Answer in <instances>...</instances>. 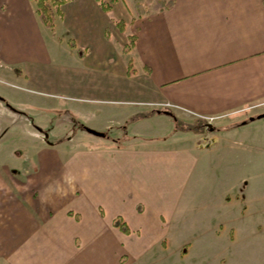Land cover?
<instances>
[{"label": "crops", "instance_id": "obj_1", "mask_svg": "<svg viewBox=\"0 0 264 264\" xmlns=\"http://www.w3.org/2000/svg\"><path fill=\"white\" fill-rule=\"evenodd\" d=\"M104 1L108 10L67 0L52 31L35 0H0V77L45 82L62 45L77 63L73 75L59 67L63 83L94 93L100 78L108 91L121 76L148 96L119 124L96 123L108 141L91 151L67 149L55 124L42 131L43 115L0 100L1 139L12 132L33 143L0 150V264H130L149 253L178 262L195 237L208 264H264V116L246 121L264 113V0H174L141 15L134 0ZM128 35L134 45L124 52ZM207 116L214 130L179 125ZM114 127L122 139H110ZM195 214L208 221L196 234L186 230Z\"/></svg>", "mask_w": 264, "mask_h": 264}, {"label": "rangeland", "instance_id": "obj_2", "mask_svg": "<svg viewBox=\"0 0 264 264\" xmlns=\"http://www.w3.org/2000/svg\"><path fill=\"white\" fill-rule=\"evenodd\" d=\"M149 6H151L152 8V3L147 5L148 8ZM68 47H66L67 54L66 51L63 50L62 45H60L59 48L56 49V55H54V58L52 57L51 68L49 67V72L45 78V82L33 84L27 81H12L10 77L3 76V78L0 77V90L2 92H6L5 94L8 95L7 98L9 100L6 99L7 102L14 105H22L26 110L25 112H27L30 118L34 117L35 114L43 115L41 119L42 121H45L48 125H44L45 129H42V131L48 132V130H50V126H53L54 124L56 129L62 130L63 135L60 136L71 140L69 143L66 144L67 149H71L77 146L83 147L84 150L89 149V151H91V149L93 148L92 145L99 144L103 146L105 145L103 143H107L108 140L101 138L99 135H95L84 129L101 128L98 127L99 125H96V123L105 124V122H107L111 125L119 124L122 114H120L121 111H127V108L131 109L134 107H139L140 103H137V101L145 100L146 98H148V96L141 95L140 93L135 91L132 86L133 84H131L129 81L125 80L121 76L115 79V84L113 87L114 90H112L110 87L111 81L108 82L110 87L108 91H103V87H101L102 85L106 86V81L104 80L107 79L104 78L103 80V78H100L99 82H101V84H104H100V92L96 91L94 93H92L90 90L85 91L84 89L81 90L77 88L75 86V82H69L68 79L66 83H63V74L61 68L59 67L67 66V71H69L72 75L75 73L74 70L77 67V63H75L74 59L69 54L71 50ZM130 63V61L127 62V67L129 70L132 67ZM85 81L86 80H84L83 82ZM13 82L16 84L14 85ZM129 88L130 91H128ZM12 96H14L16 99H12ZM31 100L39 102L43 101V103H45V105L49 108L59 107L60 109H37L32 107L31 104H29ZM164 104L170 106L168 103ZM71 107H76L78 113L75 114L73 112H69L67 109ZM140 107L145 108L147 106L142 105ZM157 111L163 112L169 110L163 109ZM4 116L5 115H3V117ZM210 117H213L210 122L203 120L205 124L203 122V124L199 123L200 129L202 128L203 130H214L210 128V124L213 123V121L215 120V116ZM129 122L130 119L129 121L127 119L125 123L121 125V127H124L125 130L128 129L127 124ZM185 123L180 122L179 125L182 128H187V125H185ZM197 125L194 126L195 131H198L199 129V126ZM80 128L83 129V131H80ZM116 129L117 131L114 132ZM103 130L104 133L107 132L106 129ZM108 131H113L112 135L109 136L112 140L117 138H123H121L120 136L123 133L122 128L114 127L112 129H109ZM125 132H127V130ZM11 133L12 132H9L3 140L1 139L3 135L0 137V139L2 140L0 144V150L3 151V149H6L5 146H11L12 144L24 145V150L21 147V149H17L20 151L28 152L33 149V143L29 145L30 142L28 141V139L22 141L20 139L21 137L18 138L16 137V135L13 136ZM46 143L50 146H54V138L52 136L49 137ZM103 208L106 211L105 213L110 212L107 211L109 207ZM109 215H111V213H109ZM191 220L192 221L187 223L190 227L188 229L186 228V230L190 231L192 227L194 229L195 234L198 230H201V227H204V225L208 223L207 218L201 217L197 214L191 216ZM180 232H184L182 226L179 228V235L182 234ZM202 242V238L199 239L195 237L193 243V253L189 255V259H187L186 257L183 260H178V262H176L174 256L172 262H167L163 261L162 257L156 251L157 254L149 253L141 255L137 259L130 262V264H208L211 259L208 253L203 251L201 247Z\"/></svg>", "mask_w": 264, "mask_h": 264}, {"label": "trees", "instance_id": "obj_3", "mask_svg": "<svg viewBox=\"0 0 264 264\" xmlns=\"http://www.w3.org/2000/svg\"><path fill=\"white\" fill-rule=\"evenodd\" d=\"M66 1L67 0H35V8H36V12L38 14V18H39L40 22L44 26L50 28L53 31L54 30L55 16L60 14V12H61L60 6ZM97 1L99 2L100 6L103 9L108 10L109 6L106 3V1H104V0H97ZM150 3H152V9L153 10L162 11V10H166V9L171 8L174 4V0H134V5H135V9H136L137 14L141 15V14L147 13L149 11L147 5ZM124 24L125 23L123 21H116V26L120 30L124 29ZM127 38H128L127 42L123 46L124 52H128L134 45L135 36L134 35H128ZM69 44L72 47L75 46L72 41H70ZM79 55H81V53H79ZM128 72H129V70H128ZM0 100H2L11 109L16 110L2 96H0ZM158 112H160V111H158ZM167 112L169 113V115L172 118L176 119V117L173 115V113H171L169 111H167ZM259 115L264 116V113H261ZM257 116L258 115L252 116V118H255ZM132 119H133V117L130 118V121ZM248 120H250V117L248 119H246V121H248ZM246 121H242V122H246ZM202 122H203V120L197 119V120L192 121V122H187V123H185V125H187L186 126L187 128H192L195 130L194 126H196L198 124L197 126L200 127L199 123H202ZM190 126H192V127H190ZM210 128L215 129L216 127L211 126ZM113 225L118 227L123 232H129V227L120 217H116L113 219Z\"/></svg>", "mask_w": 264, "mask_h": 264}, {"label": "water", "instance_id": "obj_4", "mask_svg": "<svg viewBox=\"0 0 264 264\" xmlns=\"http://www.w3.org/2000/svg\"><path fill=\"white\" fill-rule=\"evenodd\" d=\"M163 112H165L166 114H169L167 111H163ZM257 117H263V116L258 115ZM252 119H253V118L250 117V120H252ZM85 130H87V131H89V132H91V133H93V134H95V135H99V136H103V135H104L103 132H101V131H97V130H94V129H91V128H86Z\"/></svg>", "mask_w": 264, "mask_h": 264}, {"label": "built area", "instance_id": "obj_5", "mask_svg": "<svg viewBox=\"0 0 264 264\" xmlns=\"http://www.w3.org/2000/svg\"><path fill=\"white\" fill-rule=\"evenodd\" d=\"M212 119H213V117H210V116L204 118V120L207 121V122H210V120H212Z\"/></svg>", "mask_w": 264, "mask_h": 264}]
</instances>
